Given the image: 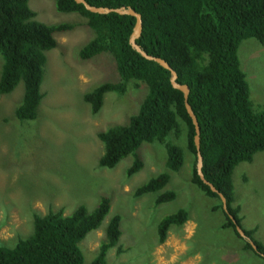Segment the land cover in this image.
<instances>
[{"label": "trees", "instance_id": "obj_1", "mask_svg": "<svg viewBox=\"0 0 264 264\" xmlns=\"http://www.w3.org/2000/svg\"><path fill=\"white\" fill-rule=\"evenodd\" d=\"M50 1L58 13L85 19L92 31L93 38L79 51L81 60L109 56L114 64L116 80L83 96L93 113L100 111L106 94L123 95L131 82L147 88L138 111L126 124L97 133L102 146L97 165L113 169L132 156L133 164L126 172L131 176L142 167L138 149L143 144L159 143L166 155V171L137 188L134 196L159 192L169 182L168 172H178L184 165L183 150L169 140L172 134L179 136L183 127L186 148L193 156L191 184L217 201L214 210L222 211L226 218L222 228H232L239 236L232 172L238 164L250 163L256 153L264 151V104L254 108L239 49L249 40L264 43V0H85L94 7L131 8L138 13L142 29L136 44L148 55L168 63L177 75L176 84L189 88L187 101L199 126L202 176L225 198L227 214L235 224L223 210L218 194L197 174L195 129L183 93L172 86L170 71L142 57L129 42L135 18L92 13L74 0ZM29 2L0 0V95H8L22 84V99L14 110L20 122L37 117L46 54L57 46L55 34L74 28L71 24L37 21ZM175 197L174 192L166 191L157 197L156 204L171 202ZM109 211L110 199L105 196L92 211L81 205L71 214L58 210L42 217L34 215L30 236L18 240L12 248L0 247V264H84L79 243L98 230ZM187 219L183 209L162 218L156 229L157 242L164 243L169 228L181 227ZM244 233L252 239L250 232ZM104 236L90 264H106L107 251L121 236L119 216L110 218ZM252 241L256 250L249 243L247 248L264 258V246Z\"/></svg>", "mask_w": 264, "mask_h": 264}, {"label": "rangeland", "instance_id": "obj_2", "mask_svg": "<svg viewBox=\"0 0 264 264\" xmlns=\"http://www.w3.org/2000/svg\"><path fill=\"white\" fill-rule=\"evenodd\" d=\"M29 6L39 22L74 28L56 33L57 46L46 54L43 98L34 121L20 122L14 116L22 84L0 95V247L12 248L30 236L34 215L58 210L71 214L81 205L92 211L106 196L108 215L98 230L79 243L84 264L95 258L107 223L115 215L120 217L121 236L107 251L106 264H264V258L247 248L246 239L232 228H222L226 218L214 210L217 201L191 184L193 156L186 148L183 127L179 136L172 134L169 140L183 150L184 165L178 172H168L169 182L159 192L134 196L137 188L166 171V155L159 143L138 149L142 167L131 176L126 172L132 156L113 169L97 165L102 154L97 133L126 124L138 111L147 88L131 82L123 95L106 94L100 111L93 113L83 96L116 80L110 57L79 58L80 49L93 38L79 15L58 13L50 0H30ZM239 57L254 108L259 109L264 104V43L243 42ZM1 67L0 57V71ZM231 178L240 228L264 246V151L256 153L252 162L238 164ZM166 191L174 192L175 199L157 205V197ZM180 209L186 211L187 221L181 227L171 226L165 242L159 244L158 223Z\"/></svg>", "mask_w": 264, "mask_h": 264}, {"label": "water", "instance_id": "obj_3", "mask_svg": "<svg viewBox=\"0 0 264 264\" xmlns=\"http://www.w3.org/2000/svg\"><path fill=\"white\" fill-rule=\"evenodd\" d=\"M76 3L78 4H82L84 6V8L92 13H97V14H108V13H117L119 15H129L135 18V25H134V29H133V33L130 37V44L133 47V49H135L142 57H144L147 60L150 61H154L157 64H159L161 67H163L164 69L170 71L171 73V84L175 89H178L179 91H181L183 93L184 96V103H185V108L186 111L189 115V117L192 120V124L194 126L195 129V137H194V144L196 147V157H197V164H196V169H197V174L199 175V177L201 178V180L210 187L211 191L214 193H217L221 203H222V208L223 210L226 212L227 214V207H226V200L225 198L211 185L209 184L207 181L204 180L203 176H202V172H201V168H202V157L200 155L199 152V126L197 123V120L188 104V94H189V88L186 85H178L176 84V79H177V75L176 73L171 69V67L168 65V63H166L164 60H162L161 58L158 57H153L151 55H148L146 52L142 51L140 49V47L136 44V39L139 38L140 33H141V29H142V22H141V17L138 13H136L133 9L131 8H121V9H109V8H102V7H94L89 5L88 3H86L85 0H74ZM229 218H232V216L230 214H227ZM233 223L235 224L236 222L233 220ZM236 231L239 234V236L241 238H244L248 241V243L253 247L254 250H256V246L253 243V241L248 238L245 233L241 230V228L237 225L236 226Z\"/></svg>", "mask_w": 264, "mask_h": 264}]
</instances>
